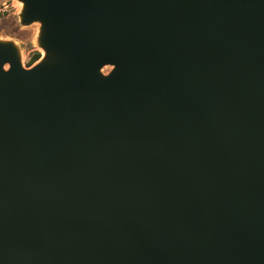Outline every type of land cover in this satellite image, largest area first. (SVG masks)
I'll return each mask as SVG.
<instances>
[{
    "label": "water",
    "instance_id": "1",
    "mask_svg": "<svg viewBox=\"0 0 264 264\" xmlns=\"http://www.w3.org/2000/svg\"><path fill=\"white\" fill-rule=\"evenodd\" d=\"M20 1L0 264H264V0Z\"/></svg>",
    "mask_w": 264,
    "mask_h": 264
},
{
    "label": "rangeland",
    "instance_id": "2",
    "mask_svg": "<svg viewBox=\"0 0 264 264\" xmlns=\"http://www.w3.org/2000/svg\"><path fill=\"white\" fill-rule=\"evenodd\" d=\"M22 10L23 3L20 0H0V41L13 42L18 48L22 64L30 67L29 63L34 54L40 53V58L36 61L38 62L45 55V51L40 44L41 23L35 21L23 24ZM111 68V65H106L102 71L108 73Z\"/></svg>",
    "mask_w": 264,
    "mask_h": 264
},
{
    "label": "trees",
    "instance_id": "3",
    "mask_svg": "<svg viewBox=\"0 0 264 264\" xmlns=\"http://www.w3.org/2000/svg\"><path fill=\"white\" fill-rule=\"evenodd\" d=\"M40 58V53L36 52L34 56L31 58L29 66H31L34 62H36Z\"/></svg>",
    "mask_w": 264,
    "mask_h": 264
}]
</instances>
